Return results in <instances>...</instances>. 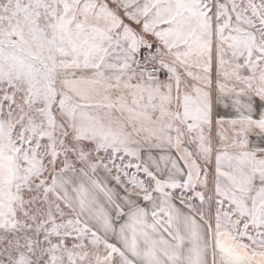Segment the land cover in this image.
Instances as JSON below:
<instances>
[{"label":"snow or ice","instance_id":"6c2138e0","mask_svg":"<svg viewBox=\"0 0 264 264\" xmlns=\"http://www.w3.org/2000/svg\"><path fill=\"white\" fill-rule=\"evenodd\" d=\"M0 264H264V0H0Z\"/></svg>","mask_w":264,"mask_h":264}]
</instances>
